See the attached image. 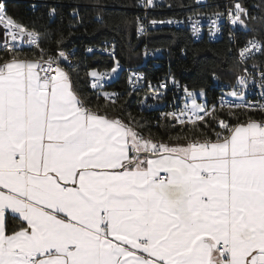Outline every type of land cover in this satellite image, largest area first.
<instances>
[{
    "label": "snow or ice",
    "instance_id": "1",
    "mask_svg": "<svg viewBox=\"0 0 264 264\" xmlns=\"http://www.w3.org/2000/svg\"><path fill=\"white\" fill-rule=\"evenodd\" d=\"M225 14L247 27L239 0L211 25ZM45 36L0 0V264H264V70L255 102L253 74L228 86L234 101L212 105L174 76L149 81L141 105L159 104L169 81L185 94L153 123L105 91L122 68L115 46L102 49L110 69L80 77L63 38L53 49ZM237 51L246 63L264 40ZM143 79L129 75L124 95Z\"/></svg>",
    "mask_w": 264,
    "mask_h": 264
},
{
    "label": "trees",
    "instance_id": "2",
    "mask_svg": "<svg viewBox=\"0 0 264 264\" xmlns=\"http://www.w3.org/2000/svg\"><path fill=\"white\" fill-rule=\"evenodd\" d=\"M54 1L8 0V9L16 19L46 34L43 47L54 49L56 41L63 38V49L75 50L73 65H78L76 71L80 77H84L89 68L103 71L113 66V59L107 55L86 52L88 47L113 39L116 42L117 59L124 70L116 80L106 84L105 91L122 93L120 101H127L126 112L142 116L153 123L161 112H167L168 109H145L140 104L151 92L147 86L137 90L131 97L124 95L130 90L127 68L143 70L149 81L171 74L190 88H204L209 102L215 103L219 92L212 86L213 74L221 81L234 82L236 75L245 70L231 53L234 45L251 38L264 40V0H239L249 11L247 27L238 23L232 25L225 29L218 40H195L188 29L176 27L153 28L143 38H138L136 18L140 12L131 9L137 6V0H56L59 4H54ZM184 6L190 8L181 9ZM223 6L222 3L195 6L193 0H167L163 10L152 12L151 16L164 18L215 12L221 11ZM53 7L56 9L54 16L49 15V9ZM144 42L164 50V54L152 58L146 66L143 65ZM22 50L32 49L23 46ZM250 62L264 64V53L253 57ZM166 98L164 96L162 101Z\"/></svg>",
    "mask_w": 264,
    "mask_h": 264
},
{
    "label": "built area",
    "instance_id": "3",
    "mask_svg": "<svg viewBox=\"0 0 264 264\" xmlns=\"http://www.w3.org/2000/svg\"><path fill=\"white\" fill-rule=\"evenodd\" d=\"M32 1H34V2H43L44 1L45 2L46 0H32ZM193 1H194L195 6H214V5H217L219 3H222L224 6H223V9L221 11L196 12V13H191V14H187V15H171V16H166L164 18H155V17L151 16L152 12L162 11L164 6L167 3V0H154L155 6L149 7L148 9H145L144 7H142V0H137V6L131 8V9L140 12L137 17H139L141 19V21L143 22V24L145 26L144 31H138L137 30V32H136L137 37L143 38L146 35V33L150 29H153V28L176 27V28L188 29L191 36L195 40H201L204 38L209 39V40H218L223 36L225 29L234 25L229 21L228 16L225 14L217 22V25L213 26L210 23L209 15H211L212 13H216V12H225L227 8L231 7L233 5V3L236 2V0H204V1L199 0V2H198V0H193ZM54 4H59V2L55 0ZM53 8H55V7H53ZM188 8H190V6H184L181 9L186 10ZM197 14H201V15L198 16ZM189 17H192V19L190 20ZM151 20H157V21L172 20L173 23H163V24L157 23L156 25H152L150 23ZM197 21H198L197 27H199L200 30H199V32L194 34L193 25ZM210 29H211V31H210ZM251 39H249V40H251ZM249 40H246V41L241 42V43H236L234 45L233 49L231 50V53H233L239 61H240V59H239L237 50L239 48L243 47L245 45V43H247ZM113 46H115V52H116V42L113 39L112 40L108 39V40H105L101 45H96V46H91V47L94 48L93 53H101V54L107 55L108 57H110L112 59V57L109 56V54L107 52L102 51V49L108 48L109 50H111ZM142 49H143V65L144 66H146L148 64L149 60H151L152 58L164 54V50L162 48H153L147 42H144L142 44ZM65 51L74 56V53H75L74 49L65 50ZM88 54H92V53H88ZM258 54H260V52H256V54L253 57L257 56ZM116 57H117V55H116ZM253 57L251 59H248L246 63L240 62L244 66V68L247 69V72H245V70H244L243 72H240L238 74H241V75L253 74L256 76L255 83H250V86L248 89V95H247V100L255 102V101H259L260 97H261V91L262 90L259 87V72L261 70H264V64H255L258 67L254 68L253 67L254 64L250 62L253 59ZM65 66L67 67V65H65ZM97 70H99V69H97ZM123 70H124V67L122 66V68L120 70H118L117 73L113 74V76L111 78H106L105 84L111 83L114 80H116L120 76V74ZM126 70L128 71L129 75H131L132 73H137V74L143 75L144 79L141 80L139 82V84L137 85V90L142 89L143 87H146V86L148 87L149 80H147V76L143 70L129 69V68H127ZM99 71H102V70H99ZM103 71H105V70H103ZM170 75L171 74H166L164 77L150 81V82L152 85H156L158 82L165 80ZM235 79H236V77H235ZM176 80L179 81L181 86L188 85L187 83L182 82L178 79H176ZM234 82H225V81L219 80L218 77H216V76L213 77L212 86L215 88V90H217L219 92L217 94L216 99H215L216 104L220 103L221 95H224V99L227 101H234L235 100L234 97L227 95V93H229L231 91L230 87H228V86L233 84ZM108 92H111V91L108 90ZM165 96H167V98L164 100V102L162 101L159 104H157L156 101H153L151 99H147L146 104H144V108L145 109H148V108L158 109L160 107H166L168 109V111H172L173 108L170 107L171 105H175L176 107H180L184 103L185 94L183 93L182 90L177 89L174 85H172L170 81L168 84V91L165 93ZM206 96H207V101H205V103L212 105L213 103L209 102V97H208L207 93H206ZM198 99L203 101L200 97H198Z\"/></svg>",
    "mask_w": 264,
    "mask_h": 264
},
{
    "label": "rangeland",
    "instance_id": "4",
    "mask_svg": "<svg viewBox=\"0 0 264 264\" xmlns=\"http://www.w3.org/2000/svg\"><path fill=\"white\" fill-rule=\"evenodd\" d=\"M202 1H204V0H202ZM204 102L205 101H207V96H205V97H200Z\"/></svg>",
    "mask_w": 264,
    "mask_h": 264
}]
</instances>
